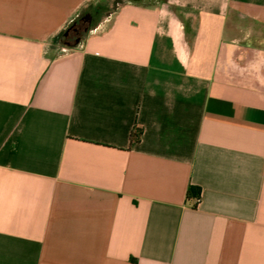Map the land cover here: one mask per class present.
<instances>
[{
  "label": "crops",
  "instance_id": "obj_1",
  "mask_svg": "<svg viewBox=\"0 0 264 264\" xmlns=\"http://www.w3.org/2000/svg\"><path fill=\"white\" fill-rule=\"evenodd\" d=\"M92 1L0 0V264H264V0Z\"/></svg>",
  "mask_w": 264,
  "mask_h": 264
},
{
  "label": "rangeland",
  "instance_id": "obj_2",
  "mask_svg": "<svg viewBox=\"0 0 264 264\" xmlns=\"http://www.w3.org/2000/svg\"><path fill=\"white\" fill-rule=\"evenodd\" d=\"M128 1L131 0H93L83 9L81 15L77 18V20L82 17V14L89 13L87 23L89 24V30H91L98 24L99 20H101L102 17L112 14L117 6H120L121 4ZM60 43L61 45H65V40L63 37L61 38ZM260 46L264 49V42L261 41ZM233 58L234 61L237 60V56H234ZM257 58L259 59V62L255 61ZM248 60L250 64L256 63V65L249 66L248 70L245 72V76L253 81H256L257 78H260L264 81V77H262L263 75H261L264 74V50L259 55V57L255 55Z\"/></svg>",
  "mask_w": 264,
  "mask_h": 264
},
{
  "label": "trees",
  "instance_id": "obj_3",
  "mask_svg": "<svg viewBox=\"0 0 264 264\" xmlns=\"http://www.w3.org/2000/svg\"><path fill=\"white\" fill-rule=\"evenodd\" d=\"M132 1V0H131ZM138 2H142V1H145V0H137ZM124 4V3H123ZM121 4V5H123ZM120 5V6H121ZM120 6H117L115 8L114 11H116ZM89 14V13H88ZM83 15V14H82ZM80 23L81 22V17L77 20V19H74L71 23H69L63 30H61L59 33H57L53 39H52V43L53 44H59L61 45L60 43V40L61 38L63 37L64 40H65V45H68L70 47L72 46H76L78 45L81 40L83 39V36H85V34L89 31V27L87 29V31H84V32H80L76 35L77 39L74 41V42H69L68 41V33H69V29L74 26L76 23ZM89 26V25H88ZM141 129L137 128L133 131L132 135H131V141L132 143H136V142H139L140 138H141ZM187 197L189 200L191 199H195L196 201V204L195 206H197V204L199 203L200 201V198H201V190L200 188L198 187H194V186H190L189 189H188V193H187Z\"/></svg>",
  "mask_w": 264,
  "mask_h": 264
},
{
  "label": "flooded vegetation",
  "instance_id": "obj_4",
  "mask_svg": "<svg viewBox=\"0 0 264 264\" xmlns=\"http://www.w3.org/2000/svg\"><path fill=\"white\" fill-rule=\"evenodd\" d=\"M88 18H89V14L84 13L81 17V22L80 23L77 22L74 26H72L69 29V33H68V41L69 42H74L77 39L76 35L78 33L87 31L88 25H89L87 23Z\"/></svg>",
  "mask_w": 264,
  "mask_h": 264
}]
</instances>
